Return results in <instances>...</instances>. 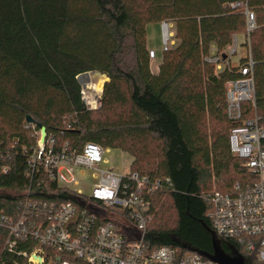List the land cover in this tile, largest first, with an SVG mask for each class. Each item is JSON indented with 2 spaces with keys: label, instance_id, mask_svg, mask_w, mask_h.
Here are the masks:
<instances>
[{
  "label": "trees",
  "instance_id": "obj_1",
  "mask_svg": "<svg viewBox=\"0 0 264 264\" xmlns=\"http://www.w3.org/2000/svg\"><path fill=\"white\" fill-rule=\"evenodd\" d=\"M237 1L0 0V149L11 169L7 175L0 172V216L13 214L28 188L19 148L36 144L28 125L42 126L58 144L81 148L92 142L120 149L133 158L130 171L168 178L171 187L154 200L146 246L212 255L210 208L202 198L212 175L218 192H231L236 182L251 179L228 148L233 125L226 117L224 85L235 78L234 70L216 72L202 60L211 50L224 53L231 36L244 33L243 13L228 7ZM248 5L258 16L250 44L257 64L256 101L263 113L264 0H248ZM163 21L173 24L176 43L162 52L154 74L146 26ZM85 72L108 78L98 110H85L80 99L76 76ZM206 119L228 130L226 135L215 131L210 146ZM153 142L159 144L158 155L149 148ZM161 198L170 200L172 226L163 205L158 206ZM6 238L0 226V264H24L6 249ZM218 242L226 255L252 264V255L233 242Z\"/></svg>",
  "mask_w": 264,
  "mask_h": 264
},
{
  "label": "built area",
  "instance_id": "obj_2",
  "mask_svg": "<svg viewBox=\"0 0 264 264\" xmlns=\"http://www.w3.org/2000/svg\"><path fill=\"white\" fill-rule=\"evenodd\" d=\"M228 7L244 15L246 56L232 65L239 49L234 34L224 53L211 50L202 60L216 72L234 70L235 78L224 85L226 117L233 125L228 148L251 179L236 182L231 192L211 191L202 198L210 208L207 218L215 238L233 242L252 255V264H264V111L261 113L256 101L257 64L250 44V36L259 26L258 16L248 0ZM260 10L264 29V5ZM171 28L170 22H161L162 52L176 43ZM149 58H154L153 51H149ZM261 72L264 110V60ZM76 80L84 109L97 110L102 91L93 88L96 80L89 72L77 75ZM65 125L68 130L72 128ZM28 127L38 134L35 145L19 148L27 168L28 188L15 203L13 214L0 216V226L7 230L5 247L24 264H216L196 251L170 246L149 250L146 246L154 200L171 187L168 178L130 169L122 175L101 169L104 148L100 145L87 142L79 148L69 142L58 144L54 134L45 132L41 139L40 128ZM4 158L0 149V172L7 175L11 169L3 163ZM77 170L91 172L97 179L89 197L72 190L78 185ZM51 185L55 188L49 189ZM21 245L28 250L19 251Z\"/></svg>",
  "mask_w": 264,
  "mask_h": 264
},
{
  "label": "rangeland",
  "instance_id": "obj_3",
  "mask_svg": "<svg viewBox=\"0 0 264 264\" xmlns=\"http://www.w3.org/2000/svg\"><path fill=\"white\" fill-rule=\"evenodd\" d=\"M237 38L239 43V49L238 54L232 57L231 63L233 66H236L238 61L246 56V36L241 33L237 35ZM146 44L148 47H151L156 52V59L153 61L152 64V69H155L157 63L159 62L160 54L162 53V31L160 23H151L146 26ZM151 60L152 59H150V61ZM89 73L91 74L92 79L97 80L96 76L92 75L93 72ZM30 130L32 135L36 137L37 140L38 134L35 133L36 131H34V129L31 127ZM218 130H220L223 135H226L228 133V130L224 129V124L215 120L206 119L204 132L206 134L209 146L212 142L213 133ZM149 148L152 150V155L159 154L160 147L158 143L153 142L152 144H150ZM102 159L104 162L100 165L101 169H111L115 173L121 175L129 171L133 161L132 156L128 152L116 148H104ZM75 178L78 180V185L73 186L72 190H80L84 196L89 197L94 184L97 182V179L92 176L91 172H85L82 174L79 172V170L76 171ZM218 189L219 188L214 179V175H212L211 187L207 192L216 191ZM159 205H163L165 209V214L169 219V225L172 226L174 224V211L170 205V200L168 198H161L158 206ZM156 209H158V207Z\"/></svg>",
  "mask_w": 264,
  "mask_h": 264
},
{
  "label": "water",
  "instance_id": "obj_4",
  "mask_svg": "<svg viewBox=\"0 0 264 264\" xmlns=\"http://www.w3.org/2000/svg\"><path fill=\"white\" fill-rule=\"evenodd\" d=\"M222 57L224 58L225 56L223 55ZM92 75H95L96 79L99 76H106L104 73H99V72H93ZM26 121L28 123H30V122H32V119L30 117H27ZM40 131H41V139H43L44 135H45V128L41 126ZM211 236H212L213 253H212V255L208 256V258L211 261H213L216 264H243L241 257H239V256L230 257V256L226 255L222 251L218 240L215 238V236L212 232H211Z\"/></svg>",
  "mask_w": 264,
  "mask_h": 264
},
{
  "label": "crops",
  "instance_id": "obj_5",
  "mask_svg": "<svg viewBox=\"0 0 264 264\" xmlns=\"http://www.w3.org/2000/svg\"><path fill=\"white\" fill-rule=\"evenodd\" d=\"M170 24H171L172 32H173V24H172L171 22H170ZM160 26H161V23H160ZM161 31H162V30H161ZM146 46H147V44H146ZM147 49H148L149 51H153V53H154V58L150 61V68H151L152 73L156 74V73L158 72V67H159V65H160V63H161L162 53L160 54L159 62L157 63L156 68H155V69H152L153 61L156 59V52H155L151 47H148V46H147Z\"/></svg>",
  "mask_w": 264,
  "mask_h": 264
},
{
  "label": "bare ground",
  "instance_id": "obj_6",
  "mask_svg": "<svg viewBox=\"0 0 264 264\" xmlns=\"http://www.w3.org/2000/svg\"><path fill=\"white\" fill-rule=\"evenodd\" d=\"M108 80L106 76H99L93 86V88L97 91H102V87L104 83Z\"/></svg>",
  "mask_w": 264,
  "mask_h": 264
}]
</instances>
